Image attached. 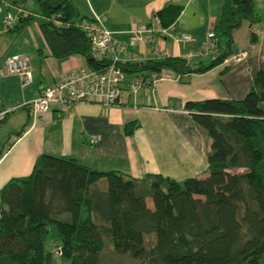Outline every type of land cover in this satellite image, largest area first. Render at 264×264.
<instances>
[{
    "label": "trees",
    "instance_id": "trees-1",
    "mask_svg": "<svg viewBox=\"0 0 264 264\" xmlns=\"http://www.w3.org/2000/svg\"><path fill=\"white\" fill-rule=\"evenodd\" d=\"M7 1L23 9L10 30L36 20L53 56L80 55L85 69L104 71L110 64L108 56H93L86 27L108 28L97 16L83 17L73 0ZM28 1L36 4L38 18L27 11ZM182 10L169 4L156 12L158 29L174 24ZM245 20L256 41L253 27L260 15L254 0H224L212 28L219 51L209 65L183 56L123 61L127 48L137 45L129 44L134 33L124 41L108 30L127 44L119 61L125 78L153 72L175 76L205 72L239 52L233 32ZM185 106L209 133L205 177L138 179L93 169L74 157L42 154L30 175L0 189V264H54L48 243H55L56 253L69 264H104L110 256L114 264H264V70L242 99L208 98ZM134 125L126 132L133 133Z\"/></svg>",
    "mask_w": 264,
    "mask_h": 264
},
{
    "label": "crops",
    "instance_id": "crops-1",
    "mask_svg": "<svg viewBox=\"0 0 264 264\" xmlns=\"http://www.w3.org/2000/svg\"><path fill=\"white\" fill-rule=\"evenodd\" d=\"M81 15L98 17L124 41L134 30L148 26L156 12L169 4L183 10L171 26L155 30L122 54L123 61L139 62L163 56H183L191 63L209 65L214 56L201 53L208 32L218 21L224 0H73ZM260 22L264 0H254ZM38 18L33 1L26 3ZM21 8L3 0L0 7V120L10 135L11 146L0 152V189L11 179L32 173L42 154L74 157L97 170H117L142 179L162 174L179 181L208 174V131L194 120L186 108L188 101L208 98L242 99L253 87L259 70H264V32L245 20L233 32L238 51L246 57L235 63L221 62L202 73L173 75L137 92L129 88L135 74H126L121 103L106 106L98 102H78L64 112L58 105L38 116L29 103L39 93L53 87L65 75L87 68L84 57L57 58L38 21L12 31L3 25ZM30 12V11H29ZM188 35L190 38H184ZM14 54L29 57L34 81L25 84L20 76L6 73L5 59ZM136 55L128 59L127 55ZM0 122V123H1ZM134 123L133 133H127ZM22 131L20 135L17 132ZM97 138L91 143V138ZM8 141V142H9Z\"/></svg>",
    "mask_w": 264,
    "mask_h": 264
},
{
    "label": "built area",
    "instance_id": "built-area-1",
    "mask_svg": "<svg viewBox=\"0 0 264 264\" xmlns=\"http://www.w3.org/2000/svg\"><path fill=\"white\" fill-rule=\"evenodd\" d=\"M17 17L7 18L3 21L5 27H12L16 23ZM150 27H143L140 30H134L130 37L129 44L135 45L145 38L149 39L155 30L162 26L161 18L154 15ZM92 36V54L95 58L108 56L110 64L104 70L97 69H79L71 74L63 76L55 86L42 90L39 95L33 99L29 105L31 113L38 116L43 112L51 110L53 105H58L62 111L71 109L72 105L78 102L94 101L106 106H118L121 103V94L123 91L122 83L125 75L122 67L119 65L120 54L126 50L127 44L118 39L115 34L101 26L86 27ZM184 38L189 39L188 35ZM216 35L213 30L208 32L206 43L202 52L206 54L218 53ZM246 52L239 51L225 59L226 63L240 62L246 57ZM130 57V55L128 56ZM131 58H135L134 56ZM6 73L16 74L21 77L25 84L34 81V75L31 68L29 57L24 54H14L5 59ZM170 72H153L151 76L145 77L138 75L129 82V88L137 92L140 88L152 87L157 81L163 79H172ZM91 143H95L97 138H91Z\"/></svg>",
    "mask_w": 264,
    "mask_h": 264
},
{
    "label": "rangeland",
    "instance_id": "rangeland-1",
    "mask_svg": "<svg viewBox=\"0 0 264 264\" xmlns=\"http://www.w3.org/2000/svg\"><path fill=\"white\" fill-rule=\"evenodd\" d=\"M259 28V32L263 31L264 32V17L263 19L261 20V22L259 21L258 22V25H257ZM225 39H223V43L225 44ZM212 54V53H210ZM213 55V54H212ZM214 56V55H213ZM17 132V131H16ZM12 134L11 133H7L6 132V129H5V125L3 124V122L0 123V152H1V149L3 148V146L10 140V135ZM14 136V134H12V137ZM264 168V166H263ZM148 202V205L150 207L153 206V201L151 198H148L147 200ZM153 238L150 237L149 239V242H152ZM47 247L51 250L54 251V264H69L68 262H65L56 252H57V246L55 243H51L47 245ZM116 262V258L115 256H110L109 258H106V263L104 262V264H114Z\"/></svg>",
    "mask_w": 264,
    "mask_h": 264
},
{
    "label": "water",
    "instance_id": "water-1",
    "mask_svg": "<svg viewBox=\"0 0 264 264\" xmlns=\"http://www.w3.org/2000/svg\"><path fill=\"white\" fill-rule=\"evenodd\" d=\"M234 50H236V51L238 50V46L237 45L234 46Z\"/></svg>",
    "mask_w": 264,
    "mask_h": 264
}]
</instances>
